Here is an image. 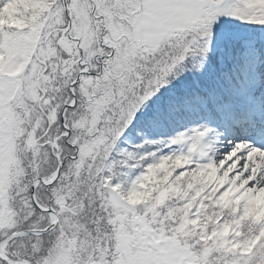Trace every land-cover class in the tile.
Instances as JSON below:
<instances>
[{"label":"trees","instance_id":"obj_1","mask_svg":"<svg viewBox=\"0 0 264 264\" xmlns=\"http://www.w3.org/2000/svg\"><path fill=\"white\" fill-rule=\"evenodd\" d=\"M128 1L82 0L72 10L56 2L40 20H33L25 8L43 5V0H0V20L5 15L17 25L7 22L0 26V59L10 60L21 73L34 66L32 89L23 88L16 95V101L24 97L29 101L28 110L17 104V122L8 125L13 145L5 186L13 195L19 188L20 200L27 195L34 213L47 214L32 200V182L53 177L59 165L58 153L64 158L75 156L78 150L76 157L67 159L57 182L50 188L38 183L35 194L38 201L40 190L52 196L50 205L57 204L58 199L59 214L63 212L64 217L66 213L74 221L73 228H80L81 236L89 229V235L96 232L97 236V232L110 227L106 224L114 216L109 210L116 208L108 197L111 189L127 187L135 199L150 194L163 196L159 186H164L169 192L161 207L168 206L167 201L172 199L175 203L171 208L177 206L183 211L175 213V223L162 216L152 229L179 238L185 248L197 251L195 248L200 247L194 255L199 258L196 264H221L231 251L240 252L242 264H264V217L261 221L251 217L248 209L240 207L244 200L236 207L233 197H224L223 193L213 196L206 189L200 195L191 194L183 183L184 176L187 180L191 173L188 171L208 174L204 167L212 163L194 154L190 144L184 145V138L194 142L195 131L212 124L213 142L220 144L222 133L228 131L219 109L226 112V120L231 123L233 118L242 119L236 101L251 102L264 111V0H234L236 16L215 17L214 27L200 23L187 36L160 39L148 50V43L144 49L136 48L123 33L118 36L113 30L133 14V10L128 18L122 14L130 7ZM69 24L66 36L64 28ZM112 50H116L114 54ZM81 62L91 71L75 84L77 103L66 110L64 125L61 112L74 99L70 84L82 71ZM119 93L128 97L126 114H103L98 101H110ZM102 123L106 125V138L94 143L102 132ZM95 129L98 132L91 134ZM146 137L157 140L146 142L147 146L143 144ZM141 148H156L160 156L154 163L152 155L142 162L127 156L128 152L138 154ZM211 155L214 152L208 157ZM168 161L178 164L169 178L163 172L152 173ZM175 192L185 202L176 201ZM10 195L11 210L18 212V199ZM239 197L243 198L238 195L235 199ZM251 197L264 204L261 194L252 191L247 198ZM154 212L159 213L147 209L140 215L147 219ZM229 213H239L241 219L234 222ZM59 224L45 235L17 237L25 245L30 239L37 242L24 253L25 260L39 264L42 256L54 251L56 243L71 245L69 242L76 240L75 234L61 233L54 238ZM37 227L41 226L19 229ZM217 234L227 236V246L216 248L213 242Z\"/></svg>","mask_w":264,"mask_h":264},{"label":"rangeland","instance_id":"obj_2","mask_svg":"<svg viewBox=\"0 0 264 264\" xmlns=\"http://www.w3.org/2000/svg\"><path fill=\"white\" fill-rule=\"evenodd\" d=\"M81 1L82 0H43V5H39L38 7L26 6L25 10L31 19L40 20L53 6V3L59 2L63 4L66 9L72 10L81 4ZM128 3L130 7H128L126 11H123L122 14L125 18H128L127 16H129L132 10L133 14L127 20V23H119V21H117L119 24H117V27H113V30L118 36L123 33V37L127 38L129 42L135 43L136 48L144 49L145 43H148L150 46H147L146 50L154 46V44H156L155 42L160 39L171 36H177L176 38L185 37L189 30L193 29V27H197L200 23L202 26L205 24L204 27L211 24L212 27H214V23L217 22L215 17L225 19L227 17H234L237 14L234 0H129ZM7 22L10 23L11 26V19L4 15L2 21L0 20V26H4ZM15 27H17V25H15ZM64 29L65 34H68L70 26ZM117 45H122V42ZM117 45H115L116 48L118 47ZM115 51L116 50H112L111 54H114ZM33 67L34 66L31 67L30 71L21 73L14 69L10 60L0 59V195L3 191H7L5 196L0 200V241L12 232L20 230L19 228L22 226L30 227L32 225H39L41 226L40 228H43L52 223L55 219V217L48 212L43 215L34 213L27 195H23L22 198L25 199L24 201L17 198L19 188L13 191L15 198L18 199L16 203L18 212L11 210L8 196L12 193V190L5 186L10 173L11 145H13L11 139L12 135L8 125L17 122L18 113L15 112L17 104L21 103V105L28 110L29 101L25 97L23 101H16V95L21 92L23 88L26 89L30 87L32 89L34 79ZM84 68L85 66H83V69ZM90 69L91 67L84 73L85 76L91 71ZM116 75L117 73L115 71V76ZM122 93H119V95L113 97L110 101H107L108 98H103L101 101H98L103 107H100L103 114H126L125 109L129 100L128 97L127 99L124 98V95H121ZM100 127L102 132L94 143H99L106 138L105 123H102ZM245 130L248 132V136H232L231 134H227L224 136V139L221 140L222 144H215L213 142L210 128L195 131V135L193 136L194 142H190L188 137L184 138V145L190 144V150L194 154L202 159H211L212 163L204 167L206 171H209L208 174L196 170L188 171L191 173L187 180L186 176H184L183 183L185 184L184 186H187L191 191V194L202 193L206 189V192L211 193L213 196L216 193H223L224 197H233V203L236 207L244 200V203L240 207H244L245 210L248 209V213H252L251 217L253 216L257 221H261L264 217V204L262 202L258 203L253 197L248 199L247 196H250L252 191L264 196V132L261 130V133H259L258 130H251L247 127ZM97 132L98 129H95L91 134H96ZM253 137L259 138V140L250 141L254 139ZM155 140L157 139L146 137L143 144L147 145L146 142L152 143L155 142ZM137 151L140 152L135 155L132 154L133 152H128L127 156L129 158H136L142 162L146 157L152 155L154 157L153 163L157 160L156 158L160 156L156 148L151 151L141 148ZM210 152H214L211 158L208 157ZM178 163L180 162L178 161ZM55 167V171H57L58 165ZM119 168L122 174V167L119 166ZM175 168L178 169V164L173 161H168L163 167L154 169L152 173L156 175L163 172L166 178H169L171 176L170 173L174 172L173 170ZM54 174L55 172L53 175ZM195 174H197V176ZM125 182H127V179H125ZM169 182L171 183L172 181ZM36 185H38V183ZM227 185L228 192L224 193V188ZM7 189L10 190L9 193ZM159 189L164 192L163 196L157 197L156 195L150 194L147 195L148 197L146 198L140 196L135 197V199L133 198L134 196L128 194L127 187L125 189L121 188L120 190L111 189L108 196L109 199L117 193L126 199L133 209L129 211L119 207L115 208V211L109 210V213L114 216L112 222L110 218L109 224H106L110 225V227L105 228V230H102L100 233L97 232V236L89 244L88 237L90 229L87 231L86 235L81 236L79 231L80 228L77 226L73 228L74 221L66 213H64V217L63 212L62 215L59 214L57 210L59 200L57 199V204L54 202L50 205L52 196L48 195L47 197L39 189L40 196L38 199L41 205L44 207H54L60 216L59 229L54 235V238L64 233L69 236L75 234L76 239L75 241L69 242L72 246H62L56 243L54 251L50 255H45L46 259L42 261V258L39 264H77L75 257L68 256L71 253L68 248L73 250L74 248H78V243H81V245H90L94 241L97 242L98 249L102 251L103 254H105L107 248L112 250V255L116 260L114 264H196L199 258H196L194 255L195 252L201 250L200 247L195 248L197 251L188 247L185 248V246L180 244L183 242H181L179 238H171L166 236L165 232L152 229L153 224L162 216L163 218L173 221L175 213H181L183 211V209L177 206L171 208L175 203L172 199L167 201L169 207H161L163 201L168 199L167 193L169 190L164 186H159ZM14 195L13 193L10 195L11 199L14 198ZM212 195L211 200L213 201ZM238 195H241L243 198L239 197L240 199H235ZM175 200L185 202L186 199L183 196L179 197L177 192H175ZM146 201L154 202L147 203ZM258 204H260V206ZM209 208H211V205ZM147 209L149 211H158L159 213L156 214L154 212L153 215H149L146 219L144 216L140 215V213L142 214V211H146ZM166 214L168 215L166 216ZM239 215V213L235 215L229 213V218L233 217L234 222L239 221L241 219ZM173 223L175 222L173 221ZM111 225L114 227H111ZM261 226H264V223ZM174 227H177L176 224L171 227L172 232H174ZM106 233H108L109 236H106ZM262 234H264V227L262 228ZM112 238L114 242H116L114 251ZM182 238L185 240V237L182 236ZM16 239L17 237L3 245L1 251L5 256L13 254L16 255L17 258L21 257L18 259L22 260V258L25 257V252L35 246L37 242L35 239H30L26 241L25 245L23 239ZM106 242H108L109 245H107ZM213 244L216 245V248L220 245L227 246V236L217 234ZM213 257L218 258L215 256ZM4 260L5 259L0 257V264H4L2 263ZM94 264L103 263L98 261L94 262ZM221 264H242L240 252L231 251V255Z\"/></svg>","mask_w":264,"mask_h":264},{"label":"water","instance_id":"obj_3","mask_svg":"<svg viewBox=\"0 0 264 264\" xmlns=\"http://www.w3.org/2000/svg\"><path fill=\"white\" fill-rule=\"evenodd\" d=\"M71 24V23H70ZM69 24V26H70ZM88 71V68L87 69H83L77 76V78L70 84V90L71 92L73 93V102L71 104H67L64 106L63 110H62V121L65 125V112L68 108L70 107H73L76 105L77 103V98L74 94V86L75 84H77L78 82H80L81 80V76ZM70 133V129L67 128V135ZM54 145L55 147H57V139L54 141ZM78 155V150H77V153L75 156H66L64 158L61 157V154L58 153V161H59V165H58V169L56 171V173L53 175V177L51 179H44V178H36L33 182H32V188H31V194H32V198L35 202V204L42 210H47L49 212H52L56 215V220L48 227H45V228H41V229H21V230H17V231H14L13 233H11L10 235H8L6 238H4L2 241H0V248L5 245L6 243L10 242L11 240H13L14 238L20 236V235H27V234H44L46 232H49L50 230H52L53 228H55L59 222V215L55 213L54 209L52 207H49V208H44L42 207L37 199H36V194H35V188H36V184L39 183V182H42L44 183L48 188H50L54 183L57 182V180L59 179L61 173H62V170H63V167L67 161L68 158L70 157H76ZM5 193L6 191H3L0 195V200L5 196ZM111 202L113 203L114 206L116 207H122L126 210H129V211H132V206L129 205L128 201L126 199H124L122 196H120L119 194L115 193L113 195V197L111 198ZM0 257L9 261L10 264H19V263H15L13 262V260L9 259L8 257L4 256L2 253H1V250H0Z\"/></svg>","mask_w":264,"mask_h":264},{"label":"flooded vegetation","instance_id":"obj_4","mask_svg":"<svg viewBox=\"0 0 264 264\" xmlns=\"http://www.w3.org/2000/svg\"><path fill=\"white\" fill-rule=\"evenodd\" d=\"M66 36L68 35V34H65ZM82 63V65L83 66H85V68L84 69H87L88 68V64H86V63H84V62H81ZM40 183V182H39ZM37 186V185H36ZM32 187V186H31ZM36 189V188H35ZM8 193H9V190H8ZM31 197H32V194H31ZM36 199H37V197H36ZM32 200H33V198H32ZM38 201V200H37ZM33 202H34V200H33ZM38 203L40 204V202L38 201ZM34 204H35V202H34ZM41 205V204H40ZM35 206L36 207H38L36 204H35ZM42 206V205H41ZM42 207H44V206H42ZM49 207H52V206H49ZM49 207H44V208H49ZM39 208V207H38ZM53 209H54V211H55V213L56 214H58L57 213V211H56V209L54 208V207H52ZM40 209V208H39ZM42 210V209H41ZM43 211H46V212H48V213H50L52 216H54L55 217V219L52 221V223L56 220V215L54 214V213H52V212H49V211H47V210H43ZM59 215V214H58ZM59 222H60V216H59ZM59 222H58V224H59ZM51 223V224H52ZM50 224V225H51ZM58 224H57V226H58ZM50 225H48V226H50ZM48 226H46V227H48ZM56 226V227H57ZM55 227V228H56ZM43 228H45V227H43ZM55 228H53L52 230H54ZM25 229H41V228H25ZM21 230V229H20ZM52 230H50L49 232H51ZM49 232H46V233H44V234H27V235H45V234H47V233H49ZM95 234V235H94ZM106 236H108V235H106ZM95 237H96V232H93V233H90V235H89V237H88V244L90 243V242H92L94 239H95ZM106 244L107 245H109L108 244V242H106ZM60 245H66V244H60ZM3 247V246H2ZM2 247L0 248V250L2 249ZM114 247H116V242H114L113 243V251H114ZM71 249V248H70ZM69 248H68V250H69V252H71L68 256H71V257H75L76 258V260H77V264H94V262H100V263H103V264H114L115 263V257L112 255V250L111 249H106V252H105V254H103L102 253V251H99V249H98V244H97V242L96 241H94L93 243H91L90 245H81V243H78V248H74L73 250L71 249L70 250ZM53 251H49V252H47L46 253V256L47 255H50L51 253H52ZM1 253L5 256V254L1 251ZM9 259H11V260H13V262H15V263H19V264H36L35 262H33V261H31V260H25L24 258L22 259V260H19L20 259V257H18L17 258V256L16 255H11V254H9V255H6ZM42 258H43V260L42 261H44L45 259H46V257L45 256H42ZM19 260V261H18ZM4 264H10V262L9 261H7V260H4Z\"/></svg>","mask_w":264,"mask_h":264}]
</instances>
